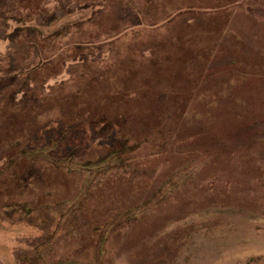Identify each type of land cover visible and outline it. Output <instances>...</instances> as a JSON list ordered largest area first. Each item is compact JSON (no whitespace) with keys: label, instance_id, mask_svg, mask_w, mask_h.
Here are the masks:
<instances>
[{"label":"rangeland","instance_id":"obj_1","mask_svg":"<svg viewBox=\"0 0 264 264\" xmlns=\"http://www.w3.org/2000/svg\"><path fill=\"white\" fill-rule=\"evenodd\" d=\"M0 264H264V0H0Z\"/></svg>","mask_w":264,"mask_h":264},{"label":"trees","instance_id":"obj_2","mask_svg":"<svg viewBox=\"0 0 264 264\" xmlns=\"http://www.w3.org/2000/svg\"><path fill=\"white\" fill-rule=\"evenodd\" d=\"M33 151H38V150L34 148L33 150L30 151V153L33 152ZM44 151L47 153L48 149H45ZM38 152H41V151H38ZM48 152H49V151H48ZM47 154H48V153H47ZM35 155H37V154H35ZM38 155H39V154H38ZM70 155H71V154L68 153V155H66V158L68 159V157H69ZM66 158H65L64 160H67ZM68 160H69V159H68Z\"/></svg>","mask_w":264,"mask_h":264}]
</instances>
